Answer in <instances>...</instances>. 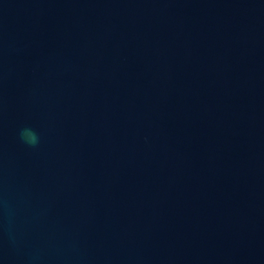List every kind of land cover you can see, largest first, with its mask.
Masks as SVG:
<instances>
[{"label": "water", "instance_id": "95a60500", "mask_svg": "<svg viewBox=\"0 0 264 264\" xmlns=\"http://www.w3.org/2000/svg\"><path fill=\"white\" fill-rule=\"evenodd\" d=\"M0 264H264V0H0Z\"/></svg>", "mask_w": 264, "mask_h": 264}, {"label": "clouds", "instance_id": "9594fccd", "mask_svg": "<svg viewBox=\"0 0 264 264\" xmlns=\"http://www.w3.org/2000/svg\"><path fill=\"white\" fill-rule=\"evenodd\" d=\"M20 138L25 144L31 147H36L40 141L38 134L31 128L22 129L20 132Z\"/></svg>", "mask_w": 264, "mask_h": 264}]
</instances>
